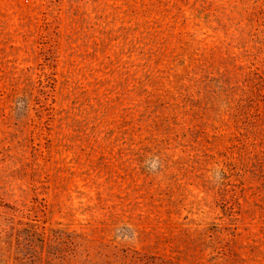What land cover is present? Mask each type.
<instances>
[{
  "label": "rangeland",
  "instance_id": "374dc122",
  "mask_svg": "<svg viewBox=\"0 0 264 264\" xmlns=\"http://www.w3.org/2000/svg\"><path fill=\"white\" fill-rule=\"evenodd\" d=\"M0 264H264V0H0Z\"/></svg>",
  "mask_w": 264,
  "mask_h": 264
}]
</instances>
